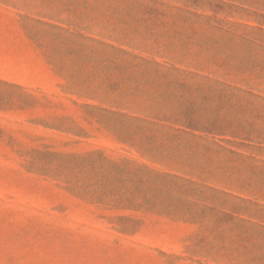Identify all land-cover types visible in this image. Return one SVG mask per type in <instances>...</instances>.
I'll return each mask as SVG.
<instances>
[{
	"label": "rangeland",
	"instance_id": "obj_1",
	"mask_svg": "<svg viewBox=\"0 0 264 264\" xmlns=\"http://www.w3.org/2000/svg\"><path fill=\"white\" fill-rule=\"evenodd\" d=\"M0 264H264V0H0Z\"/></svg>",
	"mask_w": 264,
	"mask_h": 264
}]
</instances>
